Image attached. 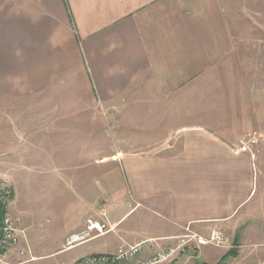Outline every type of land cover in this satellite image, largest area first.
I'll list each match as a JSON object with an SVG mask.
<instances>
[{
  "label": "crops",
  "instance_id": "1",
  "mask_svg": "<svg viewBox=\"0 0 264 264\" xmlns=\"http://www.w3.org/2000/svg\"><path fill=\"white\" fill-rule=\"evenodd\" d=\"M243 16L232 0H0V110L46 101L49 127L84 137L74 157L96 158L102 177L83 190L76 224L70 207L47 226L14 204L23 239L9 263L74 264L146 240L150 253L217 229L225 246L169 264H264V40ZM72 113L86 122H65ZM39 124L2 123L15 135L1 141L15 143L2 150L13 173ZM252 135L261 156L234 148ZM91 224L103 230L69 243Z\"/></svg>",
  "mask_w": 264,
  "mask_h": 264
},
{
  "label": "rangeland",
  "instance_id": "2",
  "mask_svg": "<svg viewBox=\"0 0 264 264\" xmlns=\"http://www.w3.org/2000/svg\"><path fill=\"white\" fill-rule=\"evenodd\" d=\"M233 6L239 7L243 11L241 19L247 22L253 28L252 22L254 18L258 20L257 29L251 30V34L256 35L264 40V0H232ZM260 24H263V29L260 30ZM250 36V35H249ZM249 50L252 48L248 46ZM258 58L264 61V43L258 47ZM40 103L34 105V115L32 112V104L30 101L24 103L22 106L25 111L20 110L19 114L15 109L10 111L0 110V185L6 186L10 191V196L5 204L6 210L11 214L16 222V216L12 213L11 208L14 204H19L21 216L35 215L36 218L53 224L57 221V217L63 218L68 215L69 207L71 209L72 224L82 221L84 217V208L82 199H84L87 191L95 193L97 188H100L102 177L100 174V167L97 166L94 157L77 158L74 157L76 151L81 150L85 146L84 137H75L76 135L68 131L66 133H59L60 129L52 125L49 127V122L46 118L47 102L40 100ZM34 117V119H33ZM85 116L82 114L74 115L72 113L71 119L65 122H86ZM33 119V120H32ZM5 122H40L37 132L32 133V140L29 142L18 143L21 147V156L17 162L16 172L13 173L14 166H10V159L5 165L2 156V150L6 149L8 152H13L14 142H2L3 137L14 139L10 134L13 128L3 126ZM58 122V120L56 121ZM60 122H63L62 120ZM95 126V125H94ZM95 130L98 129L95 126ZM98 142L101 143V136L98 134ZM111 136L109 141L111 142ZM104 141V138H103ZM105 134L104 145L110 147L116 146L117 143H107ZM257 150V148H256ZM64 151L67 160L63 157H53L51 154L58 155V152ZM37 152L42 153L37 159ZM262 145L258 146L257 155L261 156ZM15 153H12L14 155ZM73 156V157H72ZM12 161V160H11ZM66 161V166L61 174L53 172V165L63 163ZM70 162V164H68ZM59 167H64L63 165ZM111 161L105 163V168H111ZM12 168V169H11ZM62 170V169H61ZM109 177L105 178L108 179ZM18 179V181H17ZM110 179V178H109ZM114 179H117L114 178ZM84 190V191H83ZM17 223V222H16Z\"/></svg>",
  "mask_w": 264,
  "mask_h": 264
},
{
  "label": "built area",
  "instance_id": "3",
  "mask_svg": "<svg viewBox=\"0 0 264 264\" xmlns=\"http://www.w3.org/2000/svg\"><path fill=\"white\" fill-rule=\"evenodd\" d=\"M260 136L252 135L249 138H242L234 147L236 150L248 151L253 157L258 152ZM257 148V150H256ZM3 185V183H1ZM0 185V264H11L6 260V253L17 248L23 235L18 229L16 222L11 214L6 210L5 204L10 196V191L5 186ZM100 224H91L88 230L72 234L69 240L70 244L81 242L90 236V231L98 229L103 230ZM190 242H193L191 244ZM151 241L146 240L134 245H122L113 253H96L84 256L74 264H169L173 262L180 254L187 253L189 250L195 252L201 244H214L225 246L226 238L222 231L213 230L210 236H202L190 231L178 237L176 244L164 249H155L146 253ZM23 253V252H22Z\"/></svg>",
  "mask_w": 264,
  "mask_h": 264
},
{
  "label": "water",
  "instance_id": "4",
  "mask_svg": "<svg viewBox=\"0 0 264 264\" xmlns=\"http://www.w3.org/2000/svg\"><path fill=\"white\" fill-rule=\"evenodd\" d=\"M1 235H2V232L0 231V237H1Z\"/></svg>",
  "mask_w": 264,
  "mask_h": 264
}]
</instances>
